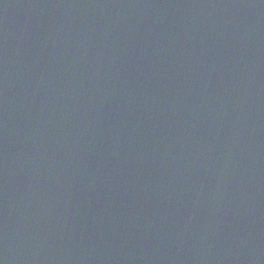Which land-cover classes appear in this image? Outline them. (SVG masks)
Instances as JSON below:
<instances>
[{
    "label": "water",
    "instance_id": "water-1",
    "mask_svg": "<svg viewBox=\"0 0 264 264\" xmlns=\"http://www.w3.org/2000/svg\"><path fill=\"white\" fill-rule=\"evenodd\" d=\"M0 264H264V0H0Z\"/></svg>",
    "mask_w": 264,
    "mask_h": 264
}]
</instances>
